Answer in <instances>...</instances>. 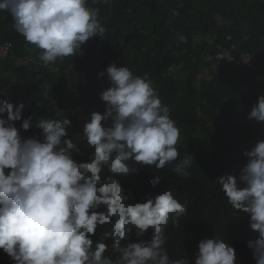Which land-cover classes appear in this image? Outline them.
Wrapping results in <instances>:
<instances>
[{"label": "trees", "instance_id": "1", "mask_svg": "<svg viewBox=\"0 0 264 264\" xmlns=\"http://www.w3.org/2000/svg\"><path fill=\"white\" fill-rule=\"evenodd\" d=\"M9 41L0 264H264V0H0Z\"/></svg>", "mask_w": 264, "mask_h": 264}, {"label": "built area", "instance_id": "2", "mask_svg": "<svg viewBox=\"0 0 264 264\" xmlns=\"http://www.w3.org/2000/svg\"><path fill=\"white\" fill-rule=\"evenodd\" d=\"M89 34V33H87ZM86 39V37H84ZM12 47V42H6L0 48V58L8 55ZM205 60L208 62H213L214 60L223 61L230 64H235L238 66L253 67L254 60L251 53H240L237 54V47L231 46L227 48L220 49L214 55L209 54L205 57Z\"/></svg>", "mask_w": 264, "mask_h": 264}, {"label": "crops", "instance_id": "3", "mask_svg": "<svg viewBox=\"0 0 264 264\" xmlns=\"http://www.w3.org/2000/svg\"><path fill=\"white\" fill-rule=\"evenodd\" d=\"M210 75V71H206L203 74H201L200 76H198L199 80H202L203 78H208Z\"/></svg>", "mask_w": 264, "mask_h": 264}, {"label": "clouds", "instance_id": "4", "mask_svg": "<svg viewBox=\"0 0 264 264\" xmlns=\"http://www.w3.org/2000/svg\"><path fill=\"white\" fill-rule=\"evenodd\" d=\"M204 61H206V60H204ZM206 62H208V61H206ZM226 63V62H225ZM227 64H229V63H227ZM255 64V63H254ZM256 65H254V67H255Z\"/></svg>", "mask_w": 264, "mask_h": 264}]
</instances>
